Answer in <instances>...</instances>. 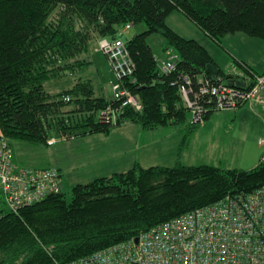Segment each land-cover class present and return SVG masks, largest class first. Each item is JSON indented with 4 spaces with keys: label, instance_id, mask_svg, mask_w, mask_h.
<instances>
[{
    "label": "trees",
    "instance_id": "obj_1",
    "mask_svg": "<svg viewBox=\"0 0 264 264\" xmlns=\"http://www.w3.org/2000/svg\"><path fill=\"white\" fill-rule=\"evenodd\" d=\"M174 11L216 43L235 33L264 41V0H0L1 132L11 142L47 146L51 138L109 134L126 123L143 130L176 126L184 134L182 150L219 112L210 109L203 123L194 122L180 92L184 76L191 80L194 99L201 78L217 81L208 64L219 67L223 79L233 71L227 73L199 41L169 25ZM129 23L146 26L128 41L135 82L123 81L141 110L121 107L113 92L112 98L97 94L90 78H79L57 92L46 87L83 71L91 64L92 42L117 38ZM153 34L164 40L165 57L169 49L179 55L174 71H160L148 42ZM233 61L236 70L251 77L259 73L243 61ZM212 102L206 107H213ZM109 108L117 112L115 123L101 119ZM261 185L264 160L251 169L188 165L180 159L172 166L135 163L127 171L72 186L70 200L61 190L17 212L0 206V264H67Z\"/></svg>",
    "mask_w": 264,
    "mask_h": 264
},
{
    "label": "built area",
    "instance_id": "obj_2",
    "mask_svg": "<svg viewBox=\"0 0 264 264\" xmlns=\"http://www.w3.org/2000/svg\"><path fill=\"white\" fill-rule=\"evenodd\" d=\"M132 28L131 23L126 24L117 38L98 40L96 51L106 55L115 75L114 98L122 100L121 107L141 110L139 99L123 85L126 79L135 82L136 64L128 48ZM178 59L177 52L169 49L166 57L158 59L160 71H174ZM184 78L186 84L180 86V92L192 110L194 122L203 123L204 114L210 109L233 112L257 107L264 111V72L251 77L243 71H233L229 78L244 81L245 87L229 85L222 77L214 83L201 78L200 94L196 92L194 99L190 96L191 80ZM207 95L209 99L204 97ZM212 101L213 107H206ZM116 116L117 112L109 108L102 112L101 119L115 123ZM260 145L264 148V138ZM61 190L62 178L57 169L19 166L9 139L0 132L2 209L17 212ZM67 264H264V185L251 192L229 194L143 231L136 238Z\"/></svg>",
    "mask_w": 264,
    "mask_h": 264
},
{
    "label": "rangeland",
    "instance_id": "obj_3",
    "mask_svg": "<svg viewBox=\"0 0 264 264\" xmlns=\"http://www.w3.org/2000/svg\"><path fill=\"white\" fill-rule=\"evenodd\" d=\"M173 14L179 13L174 12ZM173 14L172 17H169V23L173 25L171 27L182 36L188 39H197L201 36V34H203L197 26L192 25L189 21L183 19L182 17H175V15ZM145 29L146 26L144 24L135 26L131 30V34L133 35L136 33H140ZM242 35L247 36L248 38L250 37L246 34ZM229 36L230 37H228V40H226L225 37L222 38L220 44L214 42L211 43L213 44L211 46L210 44H208V47H210L213 55L217 57L218 62L221 64V68L227 73L232 72L233 70L236 71L233 61L234 58L231 57V54H233L232 52L237 49H242V51L245 49V45L244 43H241L239 37H232L234 35ZM255 39L259 42L264 43V41L260 38ZM148 42L156 55H162L163 58L165 57L164 52L161 51L162 47L164 46V40L160 35H151L148 38ZM96 46V41H93L91 44L90 54L88 56L91 64H89L83 71H78L75 75H68L64 78L48 82L46 84V87L48 89H51V91L53 92H57L70 87L79 78H90L93 81L97 94H101L102 91H106L107 89V92L110 94L109 96L112 98L113 96L111 82H116V78L111 70L106 55H104L102 52H96ZM227 47H229L232 52H230ZM243 53L248 54L250 59L257 61V69H260V65L264 64V53H262L261 51H252L250 49V45L249 49L248 47H246V50L243 51ZM224 60L226 62H223ZM248 109L249 108L246 107L245 109H243L245 112L239 111L237 114L222 111L213 113L210 118L205 121V123L200 127L199 131L195 133L196 136L194 140L191 141L192 145L190 149L183 152V163H187L188 165L208 164L224 169H251L257 166L264 156V148L260 145V140L264 138V111H261L258 115H255L252 114ZM188 115L190 116L189 113ZM135 126L136 125L132 124L127 126L125 129H118L114 131L110 139H105V143H108L109 141V147H115V142H117L120 134H125V131H131L130 128H136ZM141 130V133L139 132V129L138 131L133 132L132 136L136 133L137 136L134 137V140L137 137L140 138V142H146V137L143 131L146 132L148 130ZM62 139L67 140L66 138ZM53 140H55V138H51L47 146H44L42 144L23 142L22 144H24L26 147L22 148V150L18 146L20 142L9 141L14 151L16 163L19 166L32 168L48 167L47 164L50 162V158H58L64 160V158H67L66 155L72 154L75 145H78V143L80 142H84V140L61 141V139L59 138L57 140L59 142L56 145L51 146L50 142ZM91 142L93 144H99V140L87 139L85 147L89 149V143ZM171 151L172 153L170 154V160H166L163 162L164 164L160 165H174L175 162L173 159L175 158V155L173 154V148ZM82 153L83 151L80 154ZM147 154L150 156L152 153H150L149 151L145 153V156L149 157ZM137 155L139 156L140 153L137 152ZM149 158L150 161L145 160L144 167L147 168L149 167V165H159L160 160L158 159L160 157L157 152L155 153L154 151ZM126 167L131 166L125 165L123 166V170L121 171H124ZM84 170H86V173L89 175L92 173L93 176H98L99 173H97L98 170L93 166H88ZM83 173L84 171L82 169H79L75 170V172L73 173L75 175L74 178L68 179L67 177H65L62 191L65 192L68 200H70L71 198V187L76 183H79L78 181L80 179V181H85L83 180L86 179L85 177L81 178V174ZM1 206L4 205L2 204Z\"/></svg>",
    "mask_w": 264,
    "mask_h": 264
},
{
    "label": "crops",
    "instance_id": "obj_4",
    "mask_svg": "<svg viewBox=\"0 0 264 264\" xmlns=\"http://www.w3.org/2000/svg\"><path fill=\"white\" fill-rule=\"evenodd\" d=\"M174 12H177L179 14H173ZM174 12L172 14L175 15V17H182L183 19H186L180 12H178V11H174ZM172 14L170 15V17H172ZM168 23H169V19H168ZM169 25L173 26L170 23H169ZM192 25H194V24H192ZM242 34H244V33L228 34L225 36V39L228 40V37H230L229 35H234L232 37H239L241 43H244L245 49L243 51L246 50V47H248V49H249V45H250V49L252 51H261L262 53H264V43L263 42L257 41L254 37L248 38L247 36H243ZM238 35H241V36H238ZM195 40L199 41L203 46H205L208 49V51L210 52V54L212 55V57L214 58V60L221 66V64L218 62L217 57H215L213 55L210 47H208V44H210V46H211V45H213L211 43H213L214 41L210 40L204 33L201 34V36ZM96 43H97V41H96ZM214 43H216V42H214ZM253 46H254V48H253ZM227 48L229 49V47H227ZM95 50H96V48H95ZM229 50H230V52H232L231 49H229ZM243 51H242V49L234 50V52H232L233 54H231L232 56L231 55L230 56L233 57L234 59H237V60H240V61H243V62L249 64L254 70H256L259 73L264 72V64L260 65L261 66L260 69H257V64H258L257 61L250 59L249 55L244 54ZM96 52H98V51H96ZM160 54H161V52H160ZM156 57L163 58L162 55H160V56L156 55ZM223 62H226V61L224 60ZM112 83L113 82H111V84ZM101 94H103L107 98H111L109 96L110 94L107 92V89H106V91H102ZM112 96H113V94H112ZM245 108H242V109L237 110V111L229 112V113L237 114L239 111L245 112L243 110ZM248 108H249L248 110H250L251 113L255 114V115L256 114L258 115L259 112H261L260 111L261 109H259L257 107L256 108L248 107ZM132 124L136 125L135 126L136 128L131 127L130 128L131 131H128V132L125 131V134L121 133L119 138L117 139V142H115L116 143L115 147H109L110 146L109 141H108V143H105V141H106L105 139H108V138L110 139L111 136L113 135L114 131H116L118 129H125L127 126L132 125ZM139 127H141V126L138 124H135V123H126V124L122 125L121 127L113 129L109 134L96 133V134H89V135L77 137V138H68L67 140L60 138L61 141L84 140V142H82V143L80 142V143H78V145H75V148H74V151L72 152V154L66 155L67 158H64V160L58 159V158H56V159L50 158V162L48 164L46 163L48 165V167H44V168H54V169H57L59 171V173L61 174V178H62V187L64 184L65 177H67L68 179L74 178L75 175L73 173L75 172V170L82 169L84 171V173L81 174V178L85 177L86 179H83L85 181H80L81 179L79 178L80 179L78 181L79 183H76V184H85V183H88V182H90L96 178H99V177L110 176V175L117 173V172H124L125 170L127 171L128 169L133 167V165L135 163H139L142 167H144L145 160L150 161L149 157H151V155L153 154L154 151H155V153L157 152L159 154L160 158L158 160H160V163H159V165H160V164H164L163 163L164 161L170 160V154L172 153L171 150L173 148V154L175 155V158L173 160L175 162L174 163V165H175L179 159L182 161L183 152L188 151L190 149V147L192 145L191 141H193L195 136H196V134L194 133L193 137L188 141L187 146H185L181 150V143H182V140L184 138V134H183L182 129H180V127H176V126L159 127L155 130H148L146 132L143 131V133L146 137V140H145L146 142H140V138H137V137L134 140V137L137 136L136 133L132 136V133L138 131V129H139V132L141 133L142 128H139ZM0 132H1V130H0ZM146 133H150V134H146ZM58 139L59 138H55V142L52 144L50 143V145L51 146L56 145L59 142V141H57ZM87 139L99 140V144H93L91 142V143H89L90 147L88 149L87 147H85L86 146L85 143H86ZM118 140H119V142H118ZM22 143L23 142H20V144L18 145L21 150H22V148L26 147ZM82 151H83V153L80 154ZM148 151L152 154L150 156L147 154L149 157H146L145 153H147ZM137 152L140 153L139 156L137 155ZM20 164H22V163H20ZM156 164H158V163H156ZM185 164H187V163H185ZM125 165L131 166V167H126V169L124 171H121V170H123L122 168ZM88 166H90V167L93 166L94 168H96L98 170L97 173L99 172L98 176H93L92 173L90 175L87 174L86 170H84V169H86V167H88ZM153 166H155V165H153ZM164 166H168V165H164ZM149 167H150V165H149ZM79 176H80V174H79ZM91 176H93V177H91ZM83 182H85V183H83Z\"/></svg>",
    "mask_w": 264,
    "mask_h": 264
},
{
    "label": "water",
    "instance_id": "obj_5",
    "mask_svg": "<svg viewBox=\"0 0 264 264\" xmlns=\"http://www.w3.org/2000/svg\"><path fill=\"white\" fill-rule=\"evenodd\" d=\"M207 69L210 72L213 79H218L220 77V69L215 64H212V63L208 64ZM226 81L229 85H232V86H237V87L246 86V83L244 81L235 80L232 78H228ZM136 241L138 240L136 239Z\"/></svg>",
    "mask_w": 264,
    "mask_h": 264
}]
</instances>
